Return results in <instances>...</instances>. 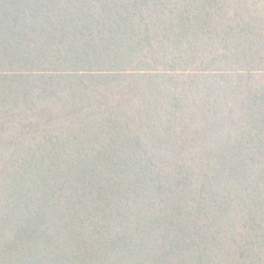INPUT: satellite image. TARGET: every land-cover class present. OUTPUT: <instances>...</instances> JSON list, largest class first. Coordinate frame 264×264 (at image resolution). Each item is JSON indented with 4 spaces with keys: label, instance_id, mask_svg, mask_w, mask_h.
Listing matches in <instances>:
<instances>
[{
    "label": "trees",
    "instance_id": "1",
    "mask_svg": "<svg viewBox=\"0 0 264 264\" xmlns=\"http://www.w3.org/2000/svg\"><path fill=\"white\" fill-rule=\"evenodd\" d=\"M0 264H264V0H0Z\"/></svg>",
    "mask_w": 264,
    "mask_h": 264
}]
</instances>
